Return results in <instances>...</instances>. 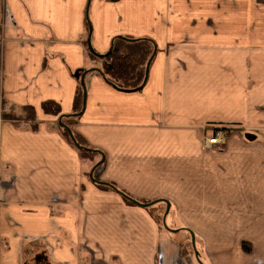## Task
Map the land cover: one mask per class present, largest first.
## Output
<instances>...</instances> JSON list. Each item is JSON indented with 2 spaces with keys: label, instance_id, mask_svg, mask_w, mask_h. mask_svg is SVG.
I'll use <instances>...</instances> for the list:
<instances>
[{
  "label": "crops",
  "instance_id": "obj_1",
  "mask_svg": "<svg viewBox=\"0 0 264 264\" xmlns=\"http://www.w3.org/2000/svg\"><path fill=\"white\" fill-rule=\"evenodd\" d=\"M118 36L156 46L139 91L88 55ZM84 71L70 129L96 168L41 109L71 114ZM24 107L35 130L2 118ZM163 200L176 233L149 212ZM188 231L207 264H264V0H0V264H193L177 244Z\"/></svg>",
  "mask_w": 264,
  "mask_h": 264
},
{
  "label": "trees",
  "instance_id": "obj_2",
  "mask_svg": "<svg viewBox=\"0 0 264 264\" xmlns=\"http://www.w3.org/2000/svg\"><path fill=\"white\" fill-rule=\"evenodd\" d=\"M87 23L89 35L90 27L88 21ZM156 52L157 49L155 44L149 39H133L121 36L115 37L112 40L109 50L104 55H98L92 50V48L88 47L89 57L94 61L98 60L100 64V67L94 70L99 71L103 79L109 85L123 92H136L142 89L146 66L150 60H153ZM85 72L87 71L79 74V84L74 96L73 111L71 114L61 115L59 105L53 101H46L41 105V109L45 114L59 117L58 120L60 119L61 123L69 129L74 123H76L80 117L78 114L82 110L83 91L80 85V76ZM24 111L27 113L26 118H16L13 115L6 114H3L2 118L13 122L21 120L28 124L30 130H35L37 127V121L35 119L34 109L32 107H24ZM57 129L60 135L77 150L81 160L90 162V165L93 168L103 164V156L99 152L88 148L84 140L76 133L72 132L78 146L71 141L65 129L59 125H57ZM216 132L217 131H215L214 134H216ZM95 158L99 160H95ZM93 183L100 189H113V185L109 183L99 181H93ZM124 199L127 204H133L127 198ZM242 246L245 251H248V247L245 243Z\"/></svg>",
  "mask_w": 264,
  "mask_h": 264
},
{
  "label": "water",
  "instance_id": "obj_3",
  "mask_svg": "<svg viewBox=\"0 0 264 264\" xmlns=\"http://www.w3.org/2000/svg\"><path fill=\"white\" fill-rule=\"evenodd\" d=\"M89 38H90V36H91V26H90V23H89ZM151 60L148 62V64H147V66H146V69H145V78H144V82H143V84H145V82H146V80H147V76H148V71H149V67H150V64H151ZM99 72V71H98ZM85 75H86V73H84L83 75H81L80 76V85H81V88H82V91H83V96H82V99H83V101H82V110H81V112L78 114V115H81L82 113H83V110H84V108H85V101H86V88H85V84H84V78H85ZM77 78H79L78 76H77ZM105 81V80H104ZM106 82V81H105ZM58 125L60 126V127H62L63 129H65L66 131H67V133H68V135H69V137H70V139H71V141L76 145V146H78V144L76 143V141H75V138H74V136H73V133H72V131H71V129H69L68 127H66L65 125H63L62 123H61V121H60V119L58 120ZM104 161V158L102 157V162ZM96 168V167H95ZM92 174H93V171H91V173H90V178H91V180L92 181H95L94 179H93V177H92ZM113 190H114V188H113ZM116 191V190H115ZM117 192V191H116ZM119 193V192H118ZM120 194V193H119ZM121 195V194H120ZM122 196L124 197V198H127L130 202H132L134 205H136V206H139V207H144V208H148V207H151V206H153V204H155L157 201H154V202H150V203H145V204H141V203H139V202H137V201H135V200H132L131 198H129V197H126L125 195H123L122 194ZM162 202H164L165 204H166V209H165V212H164V214H163V217H162V225H163V228L165 229V230H167V231H169V232H171V233H176L178 230H172V229H170V228H168V226L166 225V222H165V218H166V215L168 214V212H169V203L167 202V201H162ZM189 232V231H188ZM189 235H190V243H191V248H192V250H193V253H194V257L196 258V260H197V262L199 263V264H202L201 262H200V260H199V253H198V251H197V249H196V246H195V239H194V234L192 233V232H189Z\"/></svg>",
  "mask_w": 264,
  "mask_h": 264
},
{
  "label": "rangeland",
  "instance_id": "obj_4",
  "mask_svg": "<svg viewBox=\"0 0 264 264\" xmlns=\"http://www.w3.org/2000/svg\"><path fill=\"white\" fill-rule=\"evenodd\" d=\"M26 117H27V113L24 112V115H23L22 118H26ZM27 126H28V124H27ZM226 132H227L226 133V136H227L229 130L228 131L226 130ZM212 138H213V136H212ZM95 160H97V158H95ZM149 212L153 216V218L155 219L156 223L158 224L159 229L162 230L163 229V227H162V217H163V214L165 212V209L163 207L160 208V209H158V210H152L151 209ZM181 236L182 237H186L184 240H177V244H178V247H179L181 256L182 257L187 256L188 258L191 259V261H192L193 264H199L197 262L196 258L194 257V253H193V250L191 248L190 239L186 236V233L185 232L181 233ZM196 247H197L196 248L197 251L200 254L199 256H200L201 260L204 263H206L207 261H209V256H208V254L205 253V250H206L205 249V243L204 242H197Z\"/></svg>",
  "mask_w": 264,
  "mask_h": 264
},
{
  "label": "built area",
  "instance_id": "obj_5",
  "mask_svg": "<svg viewBox=\"0 0 264 264\" xmlns=\"http://www.w3.org/2000/svg\"><path fill=\"white\" fill-rule=\"evenodd\" d=\"M225 138H226L225 130L219 131L218 133L213 135V138L211 137L207 139L205 144L207 147L219 148L223 145Z\"/></svg>",
  "mask_w": 264,
  "mask_h": 264
}]
</instances>
